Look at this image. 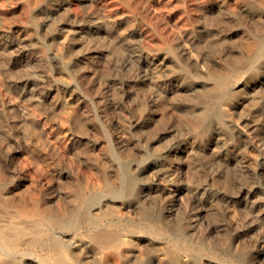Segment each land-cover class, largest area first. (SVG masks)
Masks as SVG:
<instances>
[{
	"label": "rangeland",
	"instance_id": "rangeland-1",
	"mask_svg": "<svg viewBox=\"0 0 264 264\" xmlns=\"http://www.w3.org/2000/svg\"><path fill=\"white\" fill-rule=\"evenodd\" d=\"M0 220L2 264H264V0H0Z\"/></svg>",
	"mask_w": 264,
	"mask_h": 264
},
{
	"label": "bare ground",
	"instance_id": "bare-ground-1",
	"mask_svg": "<svg viewBox=\"0 0 264 264\" xmlns=\"http://www.w3.org/2000/svg\"><path fill=\"white\" fill-rule=\"evenodd\" d=\"M226 1V0H225ZM215 73V72H214ZM216 75H218V74H216ZM221 76V75H220ZM111 192H113L115 195H117V197H122V194H120V193H118V192H115L114 190H111ZM5 193V192H4ZM8 192H6L5 194H7ZM9 195V194H8ZM35 196V195H34ZM13 198H15V197H13ZM4 199V198H3ZM30 199V198H29ZM22 200H23V198H22ZM9 202V201H8ZM13 202V201H12ZM23 202V201H22ZM40 203V202H39ZM7 204V203H6ZM9 204V203H8ZM14 204V203H13ZM22 204V203H21ZM31 204V203H30ZM29 204V205H30ZM18 205V204H17ZM23 205V204H22ZM28 204H24L23 206H22V210H23V212H25V213H27V214H30L31 216H35V218H36V216L38 215V214H40V212L42 211V209L39 207V205L37 204V203H33V205L31 206H29ZM14 206V205H13ZM16 207V206H15ZM42 207V206H41ZM6 208V207H5ZM45 212V211H44ZM7 213V212H6ZM18 213V212H17ZM46 213V212H45ZM41 215V214H40ZM50 215V214H49ZM3 216V215H2ZM42 217V216H41ZM54 217V216H53ZM2 218V217H1ZM3 218H5V217H3ZM7 218H5V220H6ZM11 219V218H10ZM1 221V220H0ZM48 221V220H47ZM54 220L53 219H49V224L50 223H54L53 222ZM2 222H4L3 220H2ZM34 222V221H33ZM47 222V223H48ZM6 223V222H5ZM28 223V222H27ZM41 223V222H40ZM1 224H3V223H0V225ZM9 226H13L12 224H10V221H9ZM23 224V223H22ZM26 224V223H25ZM32 225H33V223H31ZM74 224V223H73ZM72 224V225H73ZM5 225V224H4ZM3 225V226H4ZM40 234V233H39ZM39 234H38V236H39ZM92 234V233H91ZM26 234L24 233V232H22L21 230H16V231H13V232H9V233H4V232H0V249H4L5 247H8V248H10V249H13L12 251H9V250H7V253H8V255H10V256H15V255H17V254H20V253H18V247H19V245L23 242V240H24V236H25ZM49 236V238L51 239V245H50V247H47L48 249H50V250H59V251H65V250H67V247L65 246V241H64V243H63V239H61V237L59 238L58 236H55V235H53V234H49L48 235ZM61 236H62V234H61ZM93 237V236H92ZM105 237V236H104ZM118 237V236H117ZM75 238V237H74ZM65 239V238H64ZM93 239V238H92ZM108 239V238H107ZM116 239V238H115ZM78 240V239H77ZM113 240V239H112ZM105 241V240H104ZM81 242V241H80ZM113 242V241H112ZM75 243V242H74ZM79 243V242H78ZM87 243V242H86ZM26 244V243H25ZM109 244V243H108ZM72 245V247H73V244H71ZM79 245V244H78ZM78 245H77V247H78ZM83 245V244H82ZM89 245V244H88ZM69 246V245H68ZM79 247H80V245H79ZM112 247V246H111ZM45 248V247H44ZM83 248V249H82ZM82 248H79V249H82V251L84 250V247H82ZM2 251V250H1ZM69 251V250H68ZM22 252V251H21ZM75 252V251H74ZM77 252V251H76ZM79 252V251H78ZM85 252V251H84ZM4 253H6V252H4ZM23 253V252H22ZM66 253V252H65ZM73 253V252H72ZM83 253V252H82ZM81 253V254H82ZM26 254V253H25ZM28 254H30V252L28 253ZM33 254V253H32ZM60 254V253H59ZM79 254V253H78ZM24 255V254H23ZM61 255V254H60ZM63 255V254H62ZM83 255V254H82ZM57 256V255H56ZM76 256H77V254H76ZM79 256V255H78ZM32 257V256H31ZM85 257V256H84ZM87 257V256H86ZM28 258V257H27ZM81 258V257H80ZM10 259V258H9ZM63 259V258H62ZM62 259H60V258H57L54 262L56 263V264H64V261L62 260ZM65 259V258H64ZM98 259V258H97ZM35 260V259H34ZM79 260V259H78ZM4 261V260H3ZM86 261V260H85ZM28 262V261H27ZM42 262V261H41ZM80 262V261H79ZM30 263V262H29ZM91 263V262H90ZM97 263V262H96ZM0 264H2V260H1V258H0ZM26 264H28V263H26ZM79 264V263H78ZM86 264V263H85ZM99 264V263H98ZM102 264H104V262L102 263Z\"/></svg>",
	"mask_w": 264,
	"mask_h": 264
}]
</instances>
